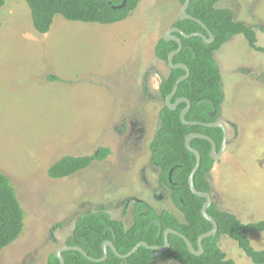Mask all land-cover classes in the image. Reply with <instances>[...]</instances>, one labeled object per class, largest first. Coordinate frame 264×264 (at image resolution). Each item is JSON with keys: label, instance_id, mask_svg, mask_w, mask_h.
<instances>
[{"label": "rangeland", "instance_id": "rangeland-1", "mask_svg": "<svg viewBox=\"0 0 264 264\" xmlns=\"http://www.w3.org/2000/svg\"><path fill=\"white\" fill-rule=\"evenodd\" d=\"M2 1L0 172L16 191L24 219L18 239L0 252V264H46L65 246L75 221L97 208L130 226L132 205L123 209L128 198L183 222L168 192L160 193L148 149L160 125V83L169 73L154 48L175 23L179 0H141L124 22L111 25L56 15L45 35L35 33L23 0ZM215 7L251 27L256 48H264V0H223ZM214 59L224 97L216 121L227 133L207 176L211 203L245 225L264 222V54L235 36ZM100 148L110 151L104 160L61 180L48 178L61 158L90 157ZM162 194L161 201L153 198ZM249 240L264 251V231ZM218 247L234 264H253L226 236Z\"/></svg>", "mask_w": 264, "mask_h": 264}, {"label": "trees", "instance_id": "trees-1", "mask_svg": "<svg viewBox=\"0 0 264 264\" xmlns=\"http://www.w3.org/2000/svg\"><path fill=\"white\" fill-rule=\"evenodd\" d=\"M31 17L35 33H48L56 15L70 22L111 25L124 21L126 16L135 9L140 0H126L123 10H115L99 0H23ZM185 0H179L183 4ZM223 0H190L187 15L199 20L210 32L213 41L204 44L199 37L181 39L182 49L172 60L173 65L183 64L188 68L189 77L179 83L176 94L169 101L174 104L177 99H186L190 109L185 115L187 123L198 125H183L180 113L186 107L184 102L177 104L171 111L165 106L166 97L172 92L176 81L184 75L180 69L169 70L167 77L160 83V96L163 108L159 113L160 125L149 145L150 163L159 171V183L170 189L173 206L181 213L183 222L162 211L157 215L154 210L143 202L134 204L133 226L128 230L121 223L112 221L103 208H97L93 213L81 215L74 224L72 236L66 241L72 246V237L77 236L80 248L92 259L102 256L101 243L109 240L120 255L129 252L137 243L143 242L148 246L162 244V237H157V221L163 230L171 229L184 236L197 250V238L211 229V224L200 214L205 199L194 196L188 187V177L195 165V157L185 149L184 141L187 135L194 133L209 137L217 150L222 142V131L219 128H208L199 124L216 122L220 106L223 102L221 77L214 53L235 36H243L248 46L264 54V48H256L253 29L241 22H235L233 13L228 9L215 8V4ZM0 0V10L3 6ZM1 26V22H0ZM175 27L186 35L207 33L193 21H176ZM177 49L173 42L159 40L154 49V55L159 61L167 62L170 52ZM48 81H59L54 77ZM216 111L215 116L210 114ZM190 147L200 155V164L193 177V186L198 192L209 193L210 187L207 176L213 166L209 157L210 144L201 139H193ZM108 148H100L94 156L72 157L65 156L55 162L48 170L47 176L52 180H61L87 169L93 161L107 158ZM169 172H171L169 182ZM206 213L213 218L217 225V233L202 241L203 252L198 256L189 253L185 243L177 236L168 237L169 248L161 255L164 262L172 261L177 264H234L226 259L219 249L218 241L226 236L234 241L237 247L253 264H264V251H255L249 240L252 232H263L264 222L241 223L235 216L216 210L211 204ZM24 213L18 202L16 191L9 179L0 172V252L18 239L23 230ZM60 225H56L59 227ZM107 228L112 230L108 231ZM116 240H113L111 235ZM64 264H152L151 251L139 247L128 259L121 261L110 251L103 262H91L80 253L74 251L61 254ZM46 264H59L54 255H49Z\"/></svg>", "mask_w": 264, "mask_h": 264}, {"label": "water", "instance_id": "water-1", "mask_svg": "<svg viewBox=\"0 0 264 264\" xmlns=\"http://www.w3.org/2000/svg\"><path fill=\"white\" fill-rule=\"evenodd\" d=\"M209 1H212V0H209ZM189 4H190V0H185L184 4L181 6V8L179 10V13H178L179 20H183V19L187 18V19L195 22L196 24H198L207 33V38L203 34H200V33H192V34H189V35H185L180 30L175 29V28H172V29L166 31V33L164 34V40L166 42L172 40V41H174L177 44V50L171 52L168 55L167 63L169 65V68H171V69H180V70L184 71V76L180 77L176 81L175 85L173 86L172 93L166 98V105H167L169 110L173 111V110H175L176 105L178 103H180V102L186 103V108L181 111L179 118H180V121H181V123L183 125L193 126V125H198V123H194V122L193 123H187L185 121V115H186L187 111L190 109V103L186 99H178V100H176V102L174 104H169L170 99L175 95V93L177 91L179 83H181L182 81H185L189 77V71H188V68L185 65H175L174 66L172 64V60H173L174 56L181 51L182 46H181L180 38L172 37L171 34L172 33H177L179 35V37L184 38V39H189L191 37H199L204 44H210L213 41V37L210 34V32L208 31V29L206 28V26H204L199 20L187 16L186 12H187V9L189 7ZM215 114H216V111H213L211 113V116H214ZM199 125H203V126L208 127V128H219V129H221V131H222V142H221L219 150L217 151V147H216L215 143L209 137L204 136V135L191 133V134L186 136L185 141H184L185 149L188 152L192 153L194 155V157H195V165L192 168V170L190 172V175L188 177V187H189L190 192L194 196H196L198 198L205 199V203L203 204V206L201 208L200 214H201V217L205 221H207L208 223L211 224L210 231H208L207 233H205V234H203V235H201V236H199L197 238V250H194L192 244L184 236H182L181 234H179L178 232H176L174 230L167 229V230H165L163 232L164 245L162 247H150V246L146 245L145 243L140 242L135 247H133L128 252V254H126L125 256H120L114 250V248H113V246L111 244L105 243V244L102 245V253H103L102 257L100 259H97V260H93L91 258H88L86 256V254L79 248L62 247V248L57 249L55 251V253H54V257H55V259L58 260L59 264H64V260H63V258L61 256V254L63 252H68V251L78 252L83 257L87 258L91 262H103V261L106 260V257H107V247L109 249H111V251L118 258H121V259H125V258L130 257L131 255L134 254V252L139 247H143V248H145L147 250L153 251L152 257L153 258H159L160 255L162 253H164L165 251H167L168 248H169V244H168V241H167L168 235H173V236L179 237L185 243V245H186V247H187V249H188V251H189V253L191 255H193V256L200 255L203 252L202 241L207 239V238H209V237H214L216 235V233H217V225H216L215 221L213 220V218L206 213L207 209L211 205L210 194L209 193L198 192V191H196V189L193 186V177H194V175H195V173H196V171H197V169L199 167V164H200V155H199V153L196 150H194V149H192L190 147V142L193 139H201V140L207 141L210 144V146H211L209 157H210L211 160L216 161L223 154L224 149L226 147L227 128H226L225 124H223L221 122H214V123H210V124H199ZM169 179H170V174H169ZM159 228L161 230V227H159Z\"/></svg>", "mask_w": 264, "mask_h": 264}, {"label": "flooded vegetation", "instance_id": "flooded-vegetation-1", "mask_svg": "<svg viewBox=\"0 0 264 264\" xmlns=\"http://www.w3.org/2000/svg\"><path fill=\"white\" fill-rule=\"evenodd\" d=\"M99 1H101V2H104L108 7H110V8H112V9H115V10H123L124 8H125V6H126V0H99ZM141 1V0H140ZM139 1V2H140ZM138 2V3H139ZM185 2V1H184ZM138 3H137V5H138ZM184 4V3H183ZM183 4H180L181 6L183 5ZM137 8V6L135 7V9ZM216 8V7H215ZM134 9V10H135ZM133 10V11H134ZM133 11H131V12H133ZM131 12L126 16V18L124 19V21L131 15ZM178 13H179V11H178ZM186 14H187V12H186ZM188 16V15H187ZM190 17V16H189ZM183 20H189V19H187V18H185V19H183ZM183 20H179V17H178V15H177V19H176V21H183ZM124 21H122V22H124ZM176 21H175V23H176ZM191 21V20H190ZM120 23V22H119ZM175 23H173V25L168 29V30H170V29H172V28H175V29H178V30H180L179 28H177V27H175L174 26V24ZM167 30V31H168ZM203 30V29H202ZM183 34H185L182 30H180ZM166 33V32H165ZM164 33V34H165ZM200 34H202V33H200ZM186 35V34H185ZM189 35V34H188ZM171 36L172 37H178V38H180V41H181V39H184V38H181V37H179V35L177 34V33H172L171 34ZM162 40H164V35H163V37L161 38ZM160 39V40H161ZM165 41V40H164ZM159 42V41H158ZM168 42V41H167ZM169 42H173L174 44H176L174 41H172V40H170ZM176 46H177V44H176ZM181 46H182V43H181ZM155 49V48H154ZM182 49V48H181ZM177 50V49H176ZM171 53V52H170ZM169 53V54H170ZM155 56V55H154ZM156 58V57H155ZM167 58H168V56H167ZM158 60V59H157ZM167 63V62H166ZM178 65H183V64H178ZM167 66L169 67V65H168V63H167ZM175 66V65H174ZM169 70H175V69H171V68H169ZM184 76V75H183ZM182 77V76H181ZM173 90V89H172ZM172 93V92H171ZM170 93V94H171ZM169 94V95H170ZM176 94V93H175ZM168 95V96H169ZM167 96V97H168ZM166 97V98H167ZM174 97V96H173ZM172 97V98H173ZM171 98V99H172ZM170 99V100H171ZM178 100V99H177ZM164 103H165V106H167L166 105V99H165V101H164ZM170 104V103H169ZM168 108V107H167ZM148 149H149V147H148ZM219 150V149H218ZM98 152V151H97ZM94 155H96V154H94ZM151 164V163H150ZM151 166H152V164H151ZM153 168H155L154 166H152ZM156 169V168H155ZM157 170V169H156ZM157 172H158V177H159V171L157 170ZM169 174H171V172H169ZM168 178H169V176H168ZM169 182L171 183V180L169 179ZM157 184H158V187L160 188V193H163V194H165V192H168V195H169V198H170V189L168 188V187H166L165 185H160V183H159V178H157ZM163 191H165V192H163ZM163 194L162 195H159V196H154L153 195V198H155L156 200H158V201H161V200H163ZM141 200H137V199H134V198H128V199H126L125 200V202H124V204H123V209H124V212H126V210L127 209H129V206H130V204L132 205L131 206V208H130V211H129V214H130V216H131V224H130V226H128V227H125V225L122 223V222H120V221H116V220H112L111 218H110V216H109V214H107V212L105 211V213H106V215L109 217V219L110 220H112V221H116V222H119V223H121V227L124 229V230H128L130 227H132L133 226V221H134V204H135V202H140ZM170 201H171V198H170ZM141 202H143V203H145V204H147L146 202H144V201H141ZM172 205H173V203H172V201L170 202ZM212 204V203H211ZM148 205V204H147ZM148 206H150V205H148ZM151 207V206H150ZM152 208V207H151ZM153 210H154V212L157 214V215H159L162 211H164V212H167L169 215H171L170 214V212H168L167 210H156V209H154V208H152ZM95 212V211H94ZM89 213V212H88ZM90 213H93V212H90ZM172 216V215H171ZM174 217V216H173ZM175 218V217H174ZM152 224H156L157 226H158V232H157V237H162V244L161 245H156V246H150V247H162L163 245H164V238H163V232L165 231V230H167V229H165V230H163L162 229V227L160 226V224L157 222V221H155V220H152L151 222H150V224H149V226L150 225H152ZM159 227H161V230H160V228ZM107 230L108 231H111L112 232V230L110 229V228H107ZM72 236V235H71ZM112 237H113V240H116L115 239V237H114V235L112 234L111 235ZM170 235H168V237H169ZM173 236V235H172ZM77 236H73L72 237V246H67L66 245V242H65V246H63V247H73V248H79V249H81L82 250V248H80V242L79 241H77V238H76ZM167 241H168V238H167ZM105 243H109V244H111L112 246H113V243L112 242H110L109 240H104L102 243H101V246H100V248H101V251H102V245L103 244H105ZM138 244V243H137ZM136 244V245H137ZM169 244V243H168ZM135 245V246H136ZM147 245V244H146ZM134 246V247H135ZM113 248H114V246H113ZM114 250L116 251V249L114 248ZM147 250V249H146ZM83 251V250H82ZM111 252L117 259H119V260H121V261H124V260H126V259H128V258H125V259H121V258H118L112 251H111V249H109L108 247H107V257H106V259L108 258V252ZM148 251H151V250H148ZM84 252V251H83ZM117 252V251H116ZM118 253V252H117ZM103 254V253H102ZM126 254H128V252L126 253ZM126 254H124V255H120L119 253H118V255H120V256H125ZM152 254H153V251H151V257H152ZM163 254V253H162ZM161 254V255H162ZM161 255H160V257L159 258H153L152 257V259H153V261L155 260V259H159V260H161L160 258H161ZM87 256V255H86ZM88 257V256H87ZM102 257V256H101ZM88 258H90V257H88ZM87 259V258H86ZM92 259V258H91ZM93 260H95V259H93ZM97 260V259H96ZM152 261V262H153ZM162 261V260H161Z\"/></svg>", "mask_w": 264, "mask_h": 264}, {"label": "clouds", "instance_id": "clouds-1", "mask_svg": "<svg viewBox=\"0 0 264 264\" xmlns=\"http://www.w3.org/2000/svg\"><path fill=\"white\" fill-rule=\"evenodd\" d=\"M185 104H186V103H185ZM176 106H177V105H176ZM185 108H186V107H185ZM185 108H184V109H185ZM210 116H211V114H210ZM214 116H215V115H214ZM216 122H217V121H216ZM213 123H214V122H213ZM217 151H218V150H217ZM209 153H210V152H209ZM93 156H94V155H93ZM212 161H213V160H212ZM213 162H214V161H213ZM92 163H93V162H92ZM170 175H171V174H170ZM1 252H2V251H1Z\"/></svg>", "mask_w": 264, "mask_h": 264}]
</instances>
